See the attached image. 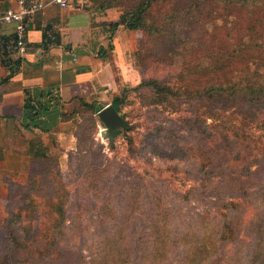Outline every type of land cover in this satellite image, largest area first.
<instances>
[{
    "label": "rangeland",
    "instance_id": "1",
    "mask_svg": "<svg viewBox=\"0 0 264 264\" xmlns=\"http://www.w3.org/2000/svg\"><path fill=\"white\" fill-rule=\"evenodd\" d=\"M89 4L139 18L138 79L116 72L121 124L81 108L64 162L55 144L0 196V264H264V100L208 91L264 85V0Z\"/></svg>",
    "mask_w": 264,
    "mask_h": 264
},
{
    "label": "crops",
    "instance_id": "2",
    "mask_svg": "<svg viewBox=\"0 0 264 264\" xmlns=\"http://www.w3.org/2000/svg\"><path fill=\"white\" fill-rule=\"evenodd\" d=\"M40 1L24 57L14 51L12 27H0V196L26 186L32 164L53 157L55 144L64 162L78 139L73 120L81 108L94 115L112 104L116 72L126 83L138 79L128 56L132 29L120 23V10L89 0ZM14 2L0 0V9Z\"/></svg>",
    "mask_w": 264,
    "mask_h": 264
},
{
    "label": "trees",
    "instance_id": "3",
    "mask_svg": "<svg viewBox=\"0 0 264 264\" xmlns=\"http://www.w3.org/2000/svg\"><path fill=\"white\" fill-rule=\"evenodd\" d=\"M121 17H123V14L120 15V18ZM140 19H141V17H140ZM122 24H124L129 29H136V28H139L141 26L140 23H139V18L138 17L135 18V19L133 18V21L130 22V23H127V22H124L123 21ZM259 46H260V44L252 43V44H247V47L246 48H247V51H249V53L252 54L254 48L259 47ZM233 54L234 53H230V56L233 57ZM228 56L229 55H226V56L223 55L221 58H218V60L216 61V63H218V64L221 63V62H224L225 63V61L229 59ZM245 79L246 80L241 81L240 84H238V85L235 84V83H232L233 85L229 84V86L228 85H226V86L210 85L208 91L209 92H213V94H215L214 96H217V95L224 96V94H225V97L226 98L228 97L227 95H231V94L235 95L236 92L240 93L242 96H245L247 94V92H248L249 94H251L253 96L252 100H254V101H252V103L253 102H257L259 100H264V96L261 95V92L264 93V85H262V84H259L258 85L256 83L252 82L251 80H249V78H245ZM142 82L143 83H146L145 80L142 81ZM154 82H156V81L155 80H152V79L151 80H147V83L148 84H154ZM162 89L161 90L162 91H165L166 93L170 92V90H171V88L165 87V86L162 87ZM156 91H158V90H156ZM197 92H198L199 95H201L200 94L201 90H198ZM118 101H119V97H117V96L116 97H113L112 105L117 110H118V107H117L118 106V103H117ZM238 112L239 111H231V112H229L227 114H224L223 111H220L216 115H218V117H221L222 121L224 122L228 118L233 117L234 115H237ZM217 134L218 135H221V136H225L224 128L222 127L221 131L220 130H217ZM221 141H224V139H221ZM211 143L214 144L213 141H211ZM48 160L49 159H46V161H48ZM233 173H235V172H233ZM162 239L163 238H161L157 234L152 239L151 242L153 243V248L151 249L152 252L149 254V257L150 258H152V257L155 258L156 257L155 254L158 253L157 252V246L163 242ZM102 251H104V250L102 249Z\"/></svg>",
    "mask_w": 264,
    "mask_h": 264
},
{
    "label": "built area",
    "instance_id": "4",
    "mask_svg": "<svg viewBox=\"0 0 264 264\" xmlns=\"http://www.w3.org/2000/svg\"><path fill=\"white\" fill-rule=\"evenodd\" d=\"M61 6H66L67 0H55ZM45 6L40 0H15L12 6L0 9V27L10 25L13 30V47L19 57H24L27 51V31L32 15Z\"/></svg>",
    "mask_w": 264,
    "mask_h": 264
},
{
    "label": "water",
    "instance_id": "5",
    "mask_svg": "<svg viewBox=\"0 0 264 264\" xmlns=\"http://www.w3.org/2000/svg\"><path fill=\"white\" fill-rule=\"evenodd\" d=\"M98 117L107 126L108 130H112V128L121 124L123 121L122 115H120L118 110L112 104L102 108L98 112ZM101 134H105V132L102 131Z\"/></svg>",
    "mask_w": 264,
    "mask_h": 264
}]
</instances>
